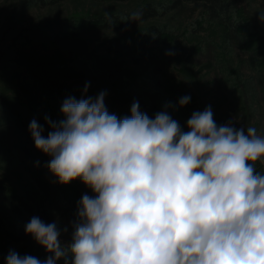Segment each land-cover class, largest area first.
Masks as SVG:
<instances>
[{
	"label": "clouds",
	"instance_id": "clouds-1",
	"mask_svg": "<svg viewBox=\"0 0 264 264\" xmlns=\"http://www.w3.org/2000/svg\"><path fill=\"white\" fill-rule=\"evenodd\" d=\"M105 95L67 97L64 119L45 116L46 137L30 122L50 173L63 185L80 180L93 195L78 201L69 241L61 239L68 227L34 216L25 233L49 255L10 250L5 264H264V172L255 164L264 163V135L218 125L210 106L192 113L187 131L171 104L150 118L133 101L118 118Z\"/></svg>",
	"mask_w": 264,
	"mask_h": 264
},
{
	"label": "rangeland",
	"instance_id": "rangeland-1",
	"mask_svg": "<svg viewBox=\"0 0 264 264\" xmlns=\"http://www.w3.org/2000/svg\"><path fill=\"white\" fill-rule=\"evenodd\" d=\"M144 1L166 0H0V217L7 225L16 221L10 203L22 205L30 198L24 191V183L34 181L44 193L51 180L56 187L55 194L59 193L56 196L61 195L67 203L61 211V223L68 227V232H62L61 239L70 240V224L75 219L77 203L84 194L93 193L80 180L67 185L58 182L46 167L50 157L35 148L29 124L36 119L44 126L43 135L46 137L51 129L44 118L48 116L55 122L64 119L60 109L65 97L74 96L77 100L82 95L95 98L101 92L106 93L108 111L130 115L133 102L126 100L121 91L97 70L96 62L105 61L128 72L131 84L139 89L150 86L157 90L154 82L161 79L163 84L157 91L160 100L164 106L171 104L173 107L167 110L179 111L181 117H191L193 112L210 106L218 125L231 123L236 128L247 129L244 117L237 116L238 112L233 113L234 109L229 112L233 108L231 85L221 82L226 75L223 60L226 59V64L235 69V75L236 69L243 66L239 60L250 57L247 51L231 44L222 46L218 26L208 21L206 14L194 11L188 4L135 25L104 26V16L115 14L120 17ZM235 2L246 7L251 17H255L254 27L259 25L264 35V20L260 16L264 13V0ZM100 18L101 28L88 25ZM47 20L76 24L69 33L61 32L56 40L54 34H36L37 28ZM154 25L164 30L162 40L155 42L151 38L144 44L139 39L140 33ZM127 36L133 38L135 47L138 45L140 51L144 50L139 53L140 57L133 59L98 47L107 39ZM244 66L240 68L241 72L248 70V64ZM156 67L161 69V76L150 72ZM86 83L89 87L85 94ZM58 91L63 92L60 98L56 96ZM253 91L257 115L253 120L259 119L257 133L264 135V92L259 88ZM185 95L191 97L190 102L180 107L178 101ZM35 109L41 113L40 117L35 118L30 112ZM25 145L44 159L41 176H28L30 173L18 166L22 157L20 149ZM256 169L264 172V163L261 169ZM12 244L1 233L0 255L13 249Z\"/></svg>",
	"mask_w": 264,
	"mask_h": 264
},
{
	"label": "trees",
	"instance_id": "trees-1",
	"mask_svg": "<svg viewBox=\"0 0 264 264\" xmlns=\"http://www.w3.org/2000/svg\"><path fill=\"white\" fill-rule=\"evenodd\" d=\"M184 4L190 5L194 11L203 12V14L207 15L209 19L208 21L212 22L214 26H218V38L220 39L222 46L227 44L237 46L242 50L247 51L250 56H246V58L243 57L239 60V63H243V66L241 67H245L244 65L248 64V70L246 72H241V67L237 68L235 75V69L227 65L226 59H224L223 62L225 65L223 71L226 75L221 78V82L224 85H231L230 95L232 97L231 106H233V108L229 110V112H232L234 109L233 113L238 112L237 116H242L246 119L244 123L248 127L251 126L258 129V124L260 122L259 119L257 118L256 120H253V117L257 116L255 114L256 108L254 107L256 95H253V92H255L253 90L259 88L264 92V35L263 30H260L259 25L254 27L253 20H256L255 17H251L247 8L239 2H235V0L144 1L137 8L120 15V17H117L118 15L115 14H110L104 16L102 19L104 20V26L135 25L150 19H155L157 16L176 10ZM133 12L141 13L139 20H130ZM261 15L262 14H260V16ZM100 19H98L97 22L90 21L88 25L92 28L94 26L95 29H98V27L101 28L99 23H101L100 21H102V19ZM75 24L76 22L70 23L64 22L63 20H47L42 27L37 28L36 34L46 33L50 36L51 34H54L57 37H55L57 40L58 35H60L61 32L69 33L70 29L75 27ZM163 33V29L154 25L142 31L139 39H141L144 44L146 40L150 41L151 38H153L155 42H160ZM98 47L110 52L122 54L123 56H130L133 59H136L134 58L135 56L140 57V52L144 53V50L140 51L138 45L136 47L134 46V40L129 36L107 39L104 44L99 45ZM136 61L137 63L139 62L138 60ZM95 67L98 71L102 72L106 78H108L109 82L113 84L117 90L121 91V94L126 100H129L130 102L137 101L139 103L140 111L146 113L150 118H154L157 112L164 110V104L160 100V95L157 92L163 84L161 79L154 82L157 86V90L150 86L143 87L144 89H139L131 84V75L128 72L120 69L118 70L105 61L96 62ZM150 72L156 75L160 74L161 76V69L159 67H156L155 70ZM62 93L63 92L58 91L56 96L60 98ZM41 106L43 107L44 105ZM30 112H32V115H34L35 118L41 116L38 109L31 110ZM168 112L173 119L179 122L182 129L187 131V120L190 117L179 116V111L168 110ZM115 115H117L118 118L128 116ZM259 116L261 115L259 114ZM20 151L22 157L18 161V166L21 170L24 171L23 168H25L26 171L30 173L27 174L28 176H41L44 169L43 166H45L44 159L39 156L37 152L35 154L33 150L26 147V145L22 146ZM255 164L258 169H261V162L257 161ZM27 182L28 183H24V191L30 196V198L25 199V204L18 205L16 203L13 204V202L10 203L11 198L8 195L9 203L12 205L16 221L12 225H7L5 220L0 217V234L4 233L10 242L13 243L12 251L17 252L21 256L26 254L33 255L43 261L47 258L49 253H47L43 247L38 245L30 235H26L25 225L35 216L39 217L45 223L56 222L58 227L64 228L61 223L63 218L61 211L66 208L63 206H67V203L65 198L61 195L56 196L59 193L55 194L56 187L51 180L48 181L49 184L46 185L47 189L44 193L40 192L34 181ZM9 251L0 255L1 264H5V258Z\"/></svg>",
	"mask_w": 264,
	"mask_h": 264
}]
</instances>
